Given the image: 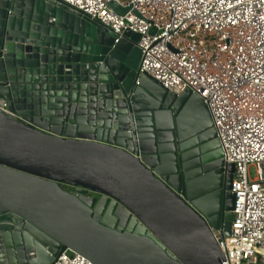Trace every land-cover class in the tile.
I'll return each mask as SVG.
<instances>
[{"label":"water","instance_id":"water-1","mask_svg":"<svg viewBox=\"0 0 264 264\" xmlns=\"http://www.w3.org/2000/svg\"><path fill=\"white\" fill-rule=\"evenodd\" d=\"M115 36L63 3L0 0V264L65 249L221 264L212 228L229 232L233 164L208 110L138 72L137 33Z\"/></svg>","mask_w":264,"mask_h":264},{"label":"built area","instance_id":"built-area-1","mask_svg":"<svg viewBox=\"0 0 264 264\" xmlns=\"http://www.w3.org/2000/svg\"><path fill=\"white\" fill-rule=\"evenodd\" d=\"M109 29L138 34V72L205 104L224 163L233 164L229 232L212 228L221 264L264 261V0H53ZM128 9L115 13L108 2ZM128 39V38H127ZM0 99V109L6 110ZM255 175H249V168ZM226 171H224V174ZM52 264H94L70 250Z\"/></svg>","mask_w":264,"mask_h":264},{"label":"rangeland","instance_id":"rangeland-1","mask_svg":"<svg viewBox=\"0 0 264 264\" xmlns=\"http://www.w3.org/2000/svg\"><path fill=\"white\" fill-rule=\"evenodd\" d=\"M249 175L251 177H253L255 175V170L252 167L249 168ZM259 264H264V261H262V263H259Z\"/></svg>","mask_w":264,"mask_h":264},{"label":"flooded vegetation","instance_id":"flooded-vegetation-1","mask_svg":"<svg viewBox=\"0 0 264 264\" xmlns=\"http://www.w3.org/2000/svg\"><path fill=\"white\" fill-rule=\"evenodd\" d=\"M62 188L67 190V191H70V192H73V187L72 186H68V185H62Z\"/></svg>","mask_w":264,"mask_h":264},{"label":"bare ground","instance_id":"bare-ground-1","mask_svg":"<svg viewBox=\"0 0 264 264\" xmlns=\"http://www.w3.org/2000/svg\"><path fill=\"white\" fill-rule=\"evenodd\" d=\"M260 251L264 254V249H260Z\"/></svg>","mask_w":264,"mask_h":264}]
</instances>
